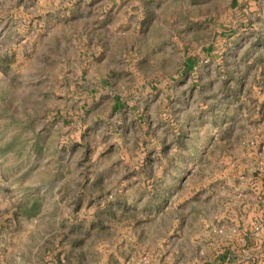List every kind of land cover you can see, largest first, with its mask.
Listing matches in <instances>:
<instances>
[{"label":"rangeland","instance_id":"rangeland-1","mask_svg":"<svg viewBox=\"0 0 264 264\" xmlns=\"http://www.w3.org/2000/svg\"><path fill=\"white\" fill-rule=\"evenodd\" d=\"M0 264H264V0H0Z\"/></svg>","mask_w":264,"mask_h":264}]
</instances>
